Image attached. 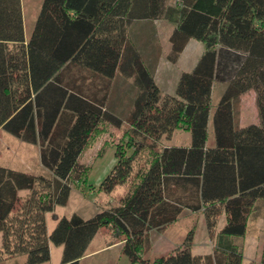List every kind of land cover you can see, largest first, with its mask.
Wrapping results in <instances>:
<instances>
[{"label": "trees", "instance_id": "1", "mask_svg": "<svg viewBox=\"0 0 264 264\" xmlns=\"http://www.w3.org/2000/svg\"><path fill=\"white\" fill-rule=\"evenodd\" d=\"M158 19L173 25L167 60L175 62L190 39L205 46L173 94L160 93L145 60L144 50L155 64L161 54L155 28H148L155 37L149 47L130 30L135 21ZM118 74L137 88L123 115L108 105ZM217 83L224 89L211 115ZM248 90L257 122L238 125L234 105ZM123 123L115 162L98 184L106 193L124 186L117 204L88 218L55 216L49 231L46 214L86 180L85 147L103 125ZM0 129L36 145L43 167L0 165V260L24 254L23 264L46 262L53 243L62 245L59 264H83L107 226L122 237L131 264H243L249 223L264 218V0H41L27 39L21 0H0ZM176 129L189 131V143H162ZM185 210L202 213L211 251L192 252L191 229L179 245L145 258L150 232L164 231ZM220 215L225 222L216 230Z\"/></svg>", "mask_w": 264, "mask_h": 264}, {"label": "rangeland", "instance_id": "2", "mask_svg": "<svg viewBox=\"0 0 264 264\" xmlns=\"http://www.w3.org/2000/svg\"><path fill=\"white\" fill-rule=\"evenodd\" d=\"M25 14V30L29 35L33 22L39 11L41 0H21ZM158 42L162 48V60L156 72V80L160 86V93L173 94V75L177 66L170 64L166 55L170 50L168 35L171 32L172 24L164 19L157 20ZM200 47H204L202 42ZM191 55V59L195 57L196 51L185 53ZM176 86V85H175ZM224 84H214L212 91V108L219 101ZM236 123L245 125L257 120V110L255 106V92L248 90L238 97L235 102ZM128 128L127 123H123L121 128L116 129L108 125H103L100 134L96 138H92L89 144L83 150L80 156V162L84 164L87 171L85 176L78 182L73 183L69 198L65 205L55 206L52 215H48L47 227L49 231L54 226L55 220L52 216H70L77 213L84 218L93 216L96 212L109 206L117 204L120 195L125 192L123 187H115V189L106 193L98 190V184L106 176L114 164V149L118 139L122 136V132ZM190 141L189 131L176 129L170 139L162 140V143H183L188 144ZM214 141L213 128L211 118L208 125L207 143L212 145ZM0 164L27 172H42L43 167L39 162L38 147L33 144L23 142L12 136L3 129H0ZM86 173V172H85ZM259 211L264 213V203L259 202ZM225 222V216L220 215L216 230H219ZM193 230L192 252L203 253L211 251L213 240L209 237L203 215L201 212L183 211L177 221L169 224L164 231L150 232L152 243L151 249L144 254V257L151 259L154 256L164 254L173 247L179 245L189 230ZM264 238V218H258L250 221L248 230L243 243V264H259L261 252V242ZM121 236H117L110 227H101L92 242L88 246L87 252H90L83 264H131L128 258L121 252L120 240ZM112 243V244H111ZM111 244V245H108ZM62 253V245L50 243V256L46 262L38 264H59ZM24 259V254H19Z\"/></svg>", "mask_w": 264, "mask_h": 264}, {"label": "crops", "instance_id": "3", "mask_svg": "<svg viewBox=\"0 0 264 264\" xmlns=\"http://www.w3.org/2000/svg\"><path fill=\"white\" fill-rule=\"evenodd\" d=\"M22 12H23V23L25 24V14H24L23 5H22ZM151 27L152 28L154 27L156 30V33H158L157 20H154V21L140 20V21H135L131 24L130 30L132 32L133 37H135V41L137 42V44L141 45V43H142V45H147L149 47L150 42L152 41V43H153V41H155V37L152 36V40L149 37L150 30L148 28H151ZM172 28H173V25L171 26V29ZM24 35H25V39H27L28 35L26 34L25 25H24ZM195 41L196 40L190 39L187 42V44L185 45L182 52H180V54L178 55L176 61L175 62L169 61L170 64L177 66V68L174 72V75H173L172 81H173L174 86L172 89H175V85H176V82H177V79H178L180 73L183 71L191 70L194 67V65L196 64L201 53L205 49V46L200 47L199 43H196ZM198 42H200V41H198ZM194 50L196 51L197 54H195V57H193V59H191V55H188V54L185 55V53L192 52ZM144 51H145L144 52L145 60L148 63L149 69L153 70L154 81L156 82L159 89H161L157 80H156V72H157L159 64L162 60V56H163L162 49H161V54H160L156 64H155L154 59L152 58L153 56H152L151 52H149L147 50H144ZM107 89H109L108 90V105L110 106V108L114 112L119 113L120 115L128 113V111H130L132 108V102H133V99L135 97V93H136V89H137L135 87V85L133 84V79L132 78H125V77L118 74L111 80V83L109 84ZM253 122H257V120L253 121ZM116 129H119V128H116ZM169 144L186 145L187 143L186 144H183V143L182 144L181 143H166L165 145H169ZM114 162H115V159H114ZM0 165H2V164H0ZM2 166H4V165H2ZM23 193L24 192L21 191V194H23ZM54 210H55V208H54ZM54 210H53V212H54ZM53 212H48L46 214V221L48 219V215H50V214L52 215ZM54 217L55 216H52V219H54ZM0 237H1V233H0ZM92 240H91V242H92ZM90 243H89V245H90ZM111 244H108V245H111ZM88 246H87V249H88ZM49 248H50V244H49ZM87 249L85 250V254H84L82 260L85 259V257L88 254H90V252H87ZM209 252L206 251L203 253H209ZM24 259H25V257H24ZM24 259L22 257H19L18 255L4 256L0 260V264H23Z\"/></svg>", "mask_w": 264, "mask_h": 264}]
</instances>
